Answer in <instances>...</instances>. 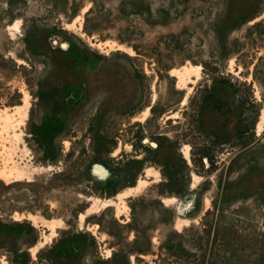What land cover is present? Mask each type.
I'll return each instance as SVG.
<instances>
[{
	"label": "rangeland",
	"instance_id": "1",
	"mask_svg": "<svg viewBox=\"0 0 264 264\" xmlns=\"http://www.w3.org/2000/svg\"><path fill=\"white\" fill-rule=\"evenodd\" d=\"M4 113L0 264H264V0H0Z\"/></svg>",
	"mask_w": 264,
	"mask_h": 264
},
{
	"label": "bare ground",
	"instance_id": "2",
	"mask_svg": "<svg viewBox=\"0 0 264 264\" xmlns=\"http://www.w3.org/2000/svg\"><path fill=\"white\" fill-rule=\"evenodd\" d=\"M187 68H185L181 72L175 73V74H177V77H178V86L179 87L185 88L187 83L189 81H192L189 76L192 73L194 74L195 70L191 69L190 67H189L190 69H187ZM174 72H176V71H174ZM197 73H198V71H197ZM172 74H173V72H172ZM17 113L19 115H21L20 111H18ZM143 118H144V116H143ZM13 127L14 126L12 123V116H9L6 113H4L3 116H0V135L1 136L3 134L8 135L9 130L12 129ZM15 134L13 136L14 140L17 139V136ZM1 139L6 142V140H4L3 138H1ZM145 142H147V141H145ZM155 146H156V144H155ZM183 155H184V159L187 160L188 162H190L189 153L186 149L183 150ZM0 165L2 166L0 168V179L11 180V179H16V178H27V177H29L30 171L26 167H23V166L21 167L20 165H18L16 163V161L14 160L13 151L3 144L0 145ZM144 184H145V181L139 180L138 184L136 186V190H139L142 186H144ZM131 192H132L131 190L120 192L119 194H117L115 196L117 201H113L112 199H108V200L103 201L99 198H93L91 207L93 209H97L99 207H104V206H108V205L113 204L115 206L116 213L119 214L122 211V209H124V207L122 206L124 197L129 196L131 194ZM22 218H24V216L20 215V214L19 215L17 214L15 216V220H20ZM26 218H27V220H29L32 223L33 226H38L39 223H38V218L36 216L28 215ZM41 223H42V225H44L45 227H47L49 229V232H50L49 236L55 235V225L56 224L54 222L44 221ZM47 238H48V236H44V242L46 241ZM44 242L41 241L40 246L43 245ZM2 264H4V263L2 262Z\"/></svg>",
	"mask_w": 264,
	"mask_h": 264
},
{
	"label": "water",
	"instance_id": "3",
	"mask_svg": "<svg viewBox=\"0 0 264 264\" xmlns=\"http://www.w3.org/2000/svg\"><path fill=\"white\" fill-rule=\"evenodd\" d=\"M151 146H152V147H156L154 143H151Z\"/></svg>",
	"mask_w": 264,
	"mask_h": 264
}]
</instances>
